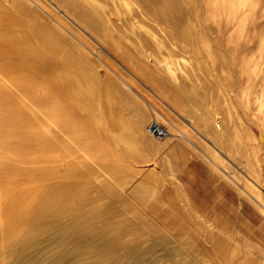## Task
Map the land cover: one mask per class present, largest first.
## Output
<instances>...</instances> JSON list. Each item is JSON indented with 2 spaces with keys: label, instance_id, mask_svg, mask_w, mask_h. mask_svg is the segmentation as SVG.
Instances as JSON below:
<instances>
[{
  "label": "rangeland",
  "instance_id": "rangeland-1",
  "mask_svg": "<svg viewBox=\"0 0 264 264\" xmlns=\"http://www.w3.org/2000/svg\"><path fill=\"white\" fill-rule=\"evenodd\" d=\"M39 1L54 11L67 26L73 28L90 42L98 53L94 55L95 60L99 61L98 56L103 54L102 56H106L111 64L114 63L116 71L125 79L132 80L131 84L134 82L137 88L134 87L135 84H132L133 90L124 96L117 91L109 94L102 90L104 92L100 94V90L98 93L96 92L100 97L97 95V99L91 101L92 96L87 95V81L89 80V84L92 82V84H98L96 82L98 80L93 77L92 79L96 81L90 77L87 78L88 76L79 64H74L71 68L67 67L68 70L60 65L59 71L57 70L52 75L54 79L52 81H55L57 77V80L63 77V80L60 81L64 82L65 80V83L72 89L66 87L65 90L68 94L58 93L56 96L55 93L52 95L48 104L50 108H68L71 111H77L76 113L87 111V109L88 111L95 110L97 116H100L95 119L98 123L95 120L92 122L93 127L94 125L98 126L97 124L105 126L111 121L110 116L113 115L115 117V121L113 120L114 130L112 136L108 137L110 141L108 142V138L106 139L107 142L104 143L106 146L104 147V144L101 146L102 151L106 149L102 155L100 153L86 154V152L80 151L82 149H80L79 143H93L90 136L86 137L88 139L81 137L82 142L79 139L78 145L69 137L64 138L65 144L63 141L61 143L52 141L54 143H50L45 156L43 154L38 156V152L41 154V150L37 143L38 147L34 145V148L38 150H34L37 153L34 154V159L37 158L34 164H37L35 167H39L36 168V171L45 163H47L45 165H51L44 173L46 179H39L37 184L47 183L48 198L50 200L55 198V200L53 207H50L45 217L50 220V222L46 220L47 228L43 230V225L36 230L39 242L37 247L30 257L27 256L28 258L24 257L22 253L18 254L21 259L19 264H25V258L26 260L31 259V264H52L48 260L57 255H61L63 261L56 264H106L103 260L108 257V254L107 251L98 248L97 244L100 240L96 237V233H100V231L108 233L117 228L121 232L120 244L115 249L119 259L118 264H137L140 255H144L145 260L151 261L152 264H226L224 241L231 239L229 235L231 233L238 234V237L242 239L240 242L242 253L235 256L233 264H264L262 262V260L264 261V229L259 228L263 220L257 206L251 203L252 199L245 192L250 191L261 196L264 194V189L255 182L260 178V168H264V77L257 81L249 80L248 72L243 74L237 64L244 54H235L234 52V48L239 45H246L250 51L245 55V60L255 58L257 61L264 62V0H235L234 8L231 11L224 9V0H215V2L193 0L200 13L206 14L215 11L222 13L228 20L234 18V14L237 17L235 20H231L236 22L230 25L222 38L213 41L214 33L210 32L205 36L206 43H201L198 46L197 41L198 47L193 53L170 49L167 41L162 39L161 47L158 46L157 49L160 56L165 59L164 61H167L162 63L165 66L168 64L169 71L173 73V78L168 81L170 73L162 72L165 75L166 84L168 83L167 85L172 88L175 81L178 79L180 82L183 76L184 82H193L188 85V88L186 86V89L184 87L181 89L175 84L177 87L174 85L172 89L179 93L167 89L162 90L146 77L141 76L140 72L137 74L138 70L134 71L135 67L130 59L121 56L120 52L116 53L117 48L114 43H111L112 46L106 42L99 43L87 29H83L67 15L64 8L59 6L55 0ZM0 2H2L1 4L5 3L0 5V7L4 6L0 9V13L16 19L17 24H21L17 25V27L20 26L18 29L22 30L19 31V36L23 38V34L27 33L26 37H28V29L31 24V22L28 23L30 21L29 12L20 10L16 6L17 3H14L17 0H0ZM229 15L230 17H228ZM28 18L29 21L26 22ZM254 23H259L256 34L251 29ZM22 32L25 33L22 34ZM29 37L28 40L26 38L20 43L23 47L20 44L19 47L21 55H24V50L26 53H31L30 49L33 48V53L29 54V57L25 53L26 60L30 61L33 60L32 57L38 46L36 41L34 45V38L31 36L32 42H30ZM64 39L67 44L73 42V36L69 38L66 35ZM127 42L131 46V40L124 43ZM166 45L167 47H165ZM25 46L26 48H24ZM108 50L118 54L119 57L111 54ZM168 51L172 52L171 55ZM49 54L52 53L49 52ZM232 60L235 72L230 69L228 63ZM122 61H124L123 64ZM18 62V76L24 78L28 75V81L35 87V93L39 95L41 92L42 96L48 95L50 85H47L46 80L36 72L39 71L38 65L35 71L32 66L26 65V67L25 60L23 62L22 58L18 59ZM126 62H131L136 75L132 73L131 65L127 67L129 65H126ZM30 63L26 64L31 65ZM186 73L189 74L186 75ZM182 74L184 75L181 76ZM79 76L81 77L79 78ZM68 77L72 82V87ZM175 77L176 79H174ZM118 78L122 80V78ZM41 79L43 82L39 83L42 81ZM83 80H87L86 83H83ZM109 84L111 83L109 82ZM83 87L87 91H82ZM152 88L158 93L154 92ZM76 89L78 90L76 91ZM72 100L76 102L74 103ZM203 101H207V105ZM73 104L78 108L74 109ZM133 107L139 108L138 113L137 110H133ZM207 111H212V113L205 118L203 114ZM140 113L145 114V125L141 127L142 129H138V133L135 132L137 130H132L130 123H133ZM211 116L213 119L214 116L216 117L221 127L220 130L226 135L224 144L215 141L207 130L209 121L213 120ZM155 119L172 130L173 134L159 138L149 133L147 127ZM110 123L112 124V121ZM77 124L72 126L75 125L74 127L80 134L81 127ZM52 128L58 129L56 125H53ZM133 132L135 134H131ZM183 132L188 137L183 136ZM124 133L129 134L123 135ZM136 133L138 134L136 135ZM85 140L90 141L86 142ZM56 143H58L57 146ZM66 143L73 147H65L68 145ZM51 144L56 147H51ZM60 144L65 149L61 148ZM72 150L76 155L71 152ZM49 152L51 154L54 152L53 158L56 155L59 158L57 156L53 159ZM64 155L66 158L69 156L73 158L75 155L73 159L76 161L72 158H69L70 161L66 160ZM79 155H85V158L81 159ZM47 159L50 162L49 160L44 161ZM215 162H218L222 168ZM226 171L239 177L244 187L241 185L238 189L242 191L243 195L246 194L245 197L233 184L224 180L227 178L224 177ZM224 181L229 185V188L220 185ZM192 194H195L196 199L190 196ZM83 197L88 200L86 199V201ZM81 204H83L82 207ZM62 211L71 212L73 216L71 213L62 214ZM75 211H82L84 215L92 212H95V215L98 214L94 217L97 228L94 231L92 229L83 231V242L87 246L85 249L77 251L71 248L70 241H56L59 225L65 221H72L75 223V227L79 226L77 220L82 217H76L78 213L74 214ZM57 213L64 217L60 216V219L56 220L54 217ZM45 218L39 216L37 221L43 223ZM242 235H246V237L249 235L251 239H245ZM155 237H159V240H155L158 239ZM163 238L166 240L164 241ZM251 251L254 253V257L260 255L256 257L258 260L262 259L259 262L251 263L248 260L249 255H247Z\"/></svg>",
  "mask_w": 264,
  "mask_h": 264
},
{
  "label": "bare ground",
  "instance_id": "bare-ground-1",
  "mask_svg": "<svg viewBox=\"0 0 264 264\" xmlns=\"http://www.w3.org/2000/svg\"><path fill=\"white\" fill-rule=\"evenodd\" d=\"M55 1L59 4V6L64 8V12L67 15H69L79 26H81L83 29L84 28L87 29L91 35L95 36L94 38L97 41H99V43L101 44L105 42L110 44L114 43L116 45L115 47L117 48L116 53L120 52L119 54H121V56L123 55L125 58L126 57L129 58L130 61L134 64L135 67L134 71H136V69L138 70L136 71L138 72L137 74H139L140 72L141 76L146 77L148 80L156 84L158 88L162 90L163 89L172 90L173 92H178L172 89L175 84L182 89V87L185 88L186 86L188 88V85L193 84V82L186 83L184 82V80H182L184 78L183 76L184 74L181 75L183 76L181 80L179 75L177 74V77H179L180 82H178L177 79L175 81L176 83L173 82L174 85H172V88L169 87L170 85L169 86L167 85L168 83L166 84L167 81H165L166 78L164 79L165 75L162 72L166 74L170 73L168 75L169 76L168 81L173 78V73L169 71L168 64L167 66H165L162 63L167 61H164L165 59H163L162 56H160L161 54H159L160 52L157 49L158 46L161 47L160 42L166 40L167 45L168 44L170 45L169 48L171 47L170 49L173 50L177 49L179 50V52L193 53L196 51V48L200 46L201 43L202 44L206 43L207 40L205 36L208 33L210 32L214 33L213 41L222 38L225 35V33L228 31L230 25L235 24L236 21L234 20L237 17V15L234 14V18H232L234 19L233 22L231 21L232 19L228 20L222 13H218L215 11L207 12L206 13L207 15L200 13L198 11V7L196 6L193 0H55ZM210 1L215 2V0H210ZM224 2H225L224 3L225 10L231 11V9L234 8L235 0H224ZM1 3L2 2H0V5L5 4V3L3 4ZM14 3H17V5L16 4L15 5L18 6L20 10H22L23 12L24 11L29 12L30 21L29 18L26 21V22L29 21L28 23L31 22L30 27L28 29L29 30L28 35L30 37L29 36L28 37L29 40L31 36L32 38H34V40L32 39L34 41L33 43L35 45V41H36L38 48L34 52V55L32 57L33 60L30 61L26 60L25 55L27 54L29 57V54L33 53L32 52L33 48L30 49L32 50L31 53H26L25 52L26 50H24L23 53L24 55H21V49L19 47V44L22 41H25L26 38L28 40V37H26L27 33L23 34L25 32H22L23 38H21V36H19L20 35L19 31L22 30L18 29L20 26L17 27V25H21V24H17L16 19L3 15V13H0V264H19L21 262V259L19 258L18 254L20 253L24 254V257L25 256L30 257V255L33 253L34 249L37 247L39 243L36 237V230L43 225H44L42 227L43 230L46 229L48 226L46 224V220H48V218L45 217L47 216L50 207L53 205L55 198L54 199L52 198L51 200L48 198L47 183H45L47 185L45 184L38 185L37 181H39V179L42 178L46 179L44 178L46 176L44 173H46L47 167L50 168L51 165L50 164L45 165L47 163H45L44 161L47 162L49 159L44 160L42 162L45 163L44 164L45 166L43 165L42 167L41 166L42 164L39 165L41 167L38 171H36V168L38 169L39 167H35L37 164L35 165L34 163H35V159L37 158L34 159V154L38 150L34 148V145L38 144L39 147L38 145L37 147L40 148L41 150V154L40 152H38L39 153L38 156L39 155L41 156L42 154L45 156L52 141L61 143L62 141L63 142L65 141L66 137H69L77 144L79 139L81 141V137L86 138L87 136L88 137L90 136L93 139V143L92 142H91L92 144L79 143V147L80 149H82L80 151L86 152V154L100 153L102 155L103 154L102 152H104V150L106 151V149L102 151L101 146L105 142H107V140L109 142L110 140L108 137L112 136L113 134V130H114L113 124H115L113 123V120L115 121V117L113 115L110 116V120L112 121V124L110 123L111 121H109L107 124H105V126H100L99 124H97L98 126L94 125L93 127L92 122L95 119H97L96 117L100 116V115L97 116L98 114L97 112H95V110L91 109L90 111H88L87 109V111L82 110L83 112L78 111V113H76L77 111L74 112L72 110L73 111L72 112L71 109L69 110L68 108L67 109L65 108L54 109L55 107L50 108L48 104L51 101L52 95H54L55 93L56 96H58V93L68 94L65 89H67L66 87H69L65 83V80L64 82L60 81L63 77L60 80H57L58 79L57 77L55 81H52L54 80L52 78V75L56 73L60 65L62 68L66 67L65 69L68 70L67 67L71 68L74 64L77 65L79 64L80 68L88 76L87 78L90 77V79H92L93 77L96 80H98L96 81L95 79H92L98 82V84H92L93 82L89 84L90 83L89 80L88 81L86 80L88 83V87L86 85L85 86L86 89L88 88V91L85 89V87H83L84 90L82 89V91L85 90L87 91V95L90 94L92 96L91 101L97 99L96 97L98 94H96V92L98 93V91L100 90L101 91L104 90L106 93L108 92L109 94L113 92L115 93V91H117L120 95L124 96L129 94L133 90L132 88L136 87V84L134 82L132 83L133 85L135 84L134 87L131 84L132 80L130 81L128 79L130 81L129 82L127 78L125 79L124 77H122L121 74H119L116 71L115 69L116 67L114 63L111 64V61H109V59L106 56H102L103 54H100L98 56L100 62L98 60H95L94 55L98 53H96L97 50L90 44V42L86 40L84 37L80 36L73 28L67 26L65 22L55 12L50 10L44 3L40 2L39 0H17V2ZM3 7L4 6L0 7V9H2ZM15 8L17 9V7ZM5 9L3 10L5 11ZM228 17H230V15ZM258 28H259V23H254L251 26V29L254 34L257 33ZM199 34L201 35L199 36ZM66 35L69 38L73 36L72 43L67 44V42L64 39ZM127 40L129 41L131 40L132 42L131 46L128 45V42L126 44L124 43ZM30 42L32 41L30 40ZM196 43L198 44V46L196 45ZM167 45L165 47H167ZM26 46L24 48H26ZM21 47H23V45ZM163 47L162 50H164L165 48ZM108 51L111 54L115 55L116 57H119L118 54L116 55L115 53L111 52V50ZM249 51L250 48L247 47L246 45H239L238 47L234 48L235 54H239V53L244 54V56L237 63L238 69L242 71L243 74L244 72H248L249 75H247V78L249 80L257 81L258 79L264 77V62L257 61L255 60V58L251 60L250 59L245 60L246 57L245 55ZM49 52H51L52 54H49ZM21 58L23 59V62L25 60L24 63L25 66L26 65L32 66L33 70L38 65L37 68L39 69V71H36V69L35 71L39 73V75H41L46 80L47 83L46 82L45 83L47 85H50V92L48 93V95L42 96L40 95L41 92L39 93V95H37L35 93V87L32 85L31 82L28 81L29 79L28 75L24 78H20L18 76V71H19L18 59ZM124 61H122V64ZM27 62H31L30 63L31 65L26 64ZM131 62L130 63L128 62L129 64L126 62L127 63L126 65H129L127 67H130ZM228 63L230 64L229 65L231 67L230 69H232V71L235 72V69H233L234 67L233 60L232 62L230 61ZM28 68L31 69V67ZM131 70L132 73H134L132 65H131ZM187 74L189 73H186V75ZM134 75L136 74L134 73ZM80 77L81 76H79V78ZM118 77L122 78V80H120ZM186 77L189 78V76ZM72 78L71 80H73ZM174 79H176V77ZM68 81L71 82L69 80V77H68ZM79 81L81 82V80ZM86 81L83 80L82 82L86 83ZM41 82H43V80L40 81L39 83ZM109 82L111 84H109ZM70 86L72 87V82ZM152 89L154 92L158 93L157 90H155L154 88ZM77 90L78 89H76V91ZM134 90L136 91L137 89ZM72 91L70 92L72 93ZM101 91L100 94L104 92ZM76 95H78V93H76ZM98 96L100 97V95ZM75 102L76 101H74V103ZM203 102H205V104L207 105V101H203ZM150 105L153 106L152 103H150ZM73 106L70 105V107L72 108ZM77 108L76 106H74V109ZM133 110L134 111L137 110L138 113L139 108L133 107ZM211 113L212 111L211 112L207 111L206 113L203 114V117L206 118L209 115H211ZM59 116L62 117L59 119L58 118ZM144 117L145 114L142 115L140 113L137 116V118L133 120V123H130V125H132L131 128L133 131L137 130L135 132H138V129L141 128L143 125H145ZM76 123H78L77 126L81 127L80 134L79 131L76 130V127H74L75 125L72 126L73 124ZM218 123H219L218 120L214 116V119L209 121L207 125L208 128L207 130L209 134L213 136V139L215 141L224 144L226 141V135L222 130H220L221 127ZM53 125H56L58 129H53L52 128ZM168 130L169 131L167 136L172 135L173 134L172 130L170 129ZM135 132L131 134H135ZM138 133H136V135ZM127 134L129 133L126 134L124 133L123 135H127ZM182 134L183 136L188 137L184 132ZM89 139L91 140V138ZM57 145L58 143H56V146ZM59 146L65 149L64 147H62V144H60ZM66 146L68 147L69 144L65 145V147ZM105 146L106 145L104 144V147ZM51 147H53V145ZM69 147L72 148L73 146L71 145ZM63 149L60 150L63 151ZM34 150L36 151L34 152ZM75 151L72 150L71 152L74 153ZM52 154H54V152H52ZM52 154L50 153L49 155L52 156ZM75 155L73 156L75 157ZM57 156L58 155H56L55 157ZM63 157L66 158L65 155ZM80 157L81 159H83L82 157L85 158V155H82ZM57 158H59V156ZM69 158L72 157L69 156L68 158H66V160H69ZM40 159L39 161L43 160ZM215 163L222 168V166L218 162ZM224 177L230 179L231 181L228 180L227 178H226L227 180L226 179L224 180L229 184L230 183L233 184V186H235L237 189L241 187V185L243 186V184H241L240 182L239 177L236 176V174L234 176L226 171ZM262 179L264 181V168L262 169L260 168V178L255 180V182L264 189L263 186L264 182L262 183ZM241 192L242 191H240V193ZM245 192L252 199L251 203H253L254 206H257L258 210L260 211L263 223L261 222L262 225L259 226V228L264 229V194L261 196L260 194H253L250 191H245ZM241 194L243 195V193ZM243 196L245 197L246 194ZM83 199L85 198L83 197ZM83 204H81V207ZM241 204L243 206V203ZM85 205L86 202L84 206ZM59 213H57L58 216H56L57 215L56 214L54 217L56 220H59L60 216L64 217L62 216V214L66 212L62 211L61 212L62 214ZM75 213L78 214H76L77 216L76 215L74 216L76 217L79 216V218L82 217L79 220H77L79 226L75 227V223L72 221L71 222L65 221L66 223L64 222L61 225H59V228L57 230L58 234L56 235V241L57 242L70 241L72 243L71 248L77 251V250L85 249V247L87 246V244L83 242V238H82L83 231L85 232L91 229L94 231L95 228H97L94 217L97 216L98 214L95 215V212L94 213L92 212V213H88L87 215H84L82 211L79 212L75 211L74 214ZM71 214L69 215L73 216V213ZM203 214L206 215V213L204 212ZM39 216L45 218V221L43 223H39L37 221V218ZM48 222H50V220H48ZM98 233L99 232L96 233V237L100 241L97 244V246L100 250L107 251L108 254V257L104 258L103 261L106 264H118L119 259L116 255L115 249L120 244L119 243V239L121 238L120 229L118 228L113 229L111 232L108 233H104V231H100V233L99 234ZM229 235L231 236V239H227L224 241V249L226 255L225 262L226 264H233L235 260V256L236 255L239 256L242 253V249H241L242 246L240 243L242 239L241 237H238V234L234 235L233 233H231ZM242 236L245 239L250 238L249 235L247 237L246 235H242ZM155 238H158L155 240L157 241L159 240V237H155ZM160 238H161L160 240H162V237ZM52 247L53 246L51 245V248ZM247 255H249L248 260L251 263H254L255 261L259 262L262 259L260 257L261 259L259 258L260 260H258L256 258L258 255L254 257L255 255L252 251L248 252ZM48 261L51 262L52 264L53 263L56 264L60 261H63V259L61 255H57L49 259ZM137 261H138L137 264H152L151 261L150 263L147 260H145L144 255H140ZM27 262L28 264L29 263L31 264L32 260L31 259L26 260L25 258L24 263L26 264ZM262 262L264 263L263 260Z\"/></svg>",
  "mask_w": 264,
  "mask_h": 264
},
{
  "label": "built area",
  "instance_id": "built-area-1",
  "mask_svg": "<svg viewBox=\"0 0 264 264\" xmlns=\"http://www.w3.org/2000/svg\"><path fill=\"white\" fill-rule=\"evenodd\" d=\"M147 130L152 135L162 138L168 135V128L158 119L152 120L148 125Z\"/></svg>",
  "mask_w": 264,
  "mask_h": 264
},
{
  "label": "crops",
  "instance_id": "crops-1",
  "mask_svg": "<svg viewBox=\"0 0 264 264\" xmlns=\"http://www.w3.org/2000/svg\"><path fill=\"white\" fill-rule=\"evenodd\" d=\"M220 185H224L226 188H229V185L225 181L224 182H221ZM190 196H192L194 199H196L195 198V194H192Z\"/></svg>",
  "mask_w": 264,
  "mask_h": 264
}]
</instances>
